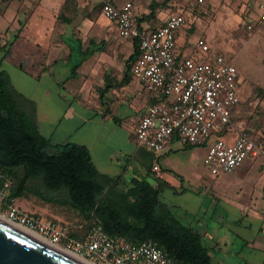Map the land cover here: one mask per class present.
Instances as JSON below:
<instances>
[{"label":"crops","instance_id":"0c3cea01","mask_svg":"<svg viewBox=\"0 0 264 264\" xmlns=\"http://www.w3.org/2000/svg\"><path fill=\"white\" fill-rule=\"evenodd\" d=\"M2 1L6 5L0 10V18H6V25L0 31V46L9 42L11 45L0 63V71L7 74L12 89L33 104V110L29 103H24L23 108L27 113L32 111L38 133L54 145L85 146L96 169L109 176L158 177L177 191L183 188L185 178L201 175L205 147H188L174 140L155 154L136 142L135 124L157 97L131 77L134 62L129 63V57L133 45H137L135 40L119 37L114 22L100 12L97 15L84 5L79 6L80 2L72 7L67 5L66 11L70 13L64 15L65 10L61 9L65 0H15V5L11 4L14 0ZM98 1L99 7L102 0ZM104 1L115 6L131 1L134 10L141 13L138 18H145L139 24L147 31L159 28L170 13L183 7L179 0L180 4L166 13L159 25H154L149 20L153 16L148 15V6L149 11L142 12L138 0ZM153 1L149 4H154L155 15L157 3ZM25 6L31 7V13L26 15L24 27L19 28L17 8ZM64 18H69V22ZM192 23L191 20L176 34L178 59L193 54L195 40L186 39ZM238 112L234 110L231 122L244 128L243 122L234 120ZM250 135L253 139L260 137ZM172 152L176 153L171 156ZM245 159L248 169L264 171V157ZM153 164H157V171L152 170ZM212 193L213 198H220ZM21 199L15 198L18 202ZM224 200L247 218L248 227L252 221H258L256 234L241 239L242 244L250 245L263 257L256 264H264V181L237 201L228 197Z\"/></svg>","mask_w":264,"mask_h":264},{"label":"built area","instance_id":"2783aa9c","mask_svg":"<svg viewBox=\"0 0 264 264\" xmlns=\"http://www.w3.org/2000/svg\"><path fill=\"white\" fill-rule=\"evenodd\" d=\"M202 3L203 0H181L182 9L170 13L154 31L140 27L136 10L128 1L115 6L102 0L99 11L114 22L119 37L136 41L140 55L132 64L131 77L157 97L135 124L137 144L155 154L174 140L188 147H205L202 163L211 174L218 175L230 173L247 157H264V136L253 139L243 127L231 122L242 98L238 70L230 61L211 53L200 39L193 42L191 56L176 57V34L191 22L186 9ZM257 7L256 22L262 27L264 1ZM252 27L247 26L249 30ZM152 170L157 171V164L152 165ZM13 180L0 169V208L7 207L9 217L26 229L40 232L53 243L62 241L67 251L93 264H188L167 256L153 241L131 242L110 236L96 222L76 238L72 234L81 224L26 214L14 204L15 198L7 202Z\"/></svg>","mask_w":264,"mask_h":264},{"label":"trees","instance_id":"16d2710c","mask_svg":"<svg viewBox=\"0 0 264 264\" xmlns=\"http://www.w3.org/2000/svg\"><path fill=\"white\" fill-rule=\"evenodd\" d=\"M61 10L66 9L68 3ZM153 16L154 4L148 5ZM145 18H138L141 22ZM69 22V18H64ZM11 42L0 46V63ZM129 63L140 55L133 45ZM89 54V53H88ZM81 60L74 65L72 73ZM24 103L33 104L9 84L0 71V169L14 180L6 201L30 195L66 207L78 220L72 235L76 238L94 222L108 235L131 242L153 241L167 256L188 264H213L211 254L201 242L202 233L182 221L160 200L166 181L153 177H124L99 172L90 159L89 150L79 144H52L38 133L33 113ZM250 135V133L248 132ZM251 136V135H250ZM61 193V194H60Z\"/></svg>","mask_w":264,"mask_h":264},{"label":"rangeland","instance_id":"374dc122","mask_svg":"<svg viewBox=\"0 0 264 264\" xmlns=\"http://www.w3.org/2000/svg\"><path fill=\"white\" fill-rule=\"evenodd\" d=\"M151 1L153 0H138L139 10L148 12L147 6ZM261 1L203 0L200 6L186 9L193 21L186 39L191 42L202 40L211 53L222 55L237 68L238 89L242 101L236 106L239 112L234 120L243 122L246 132L255 136H264V26L260 27L256 22L257 6ZM15 2L14 0L11 4L15 5ZM77 2H80L79 6L84 5L88 10L100 14L98 0H74V4L73 1H67L71 7L76 6ZM153 2L157 3V10L149 20L154 25H159L161 18L180 4L179 0ZM5 5L6 2L0 0V10ZM30 9L27 6L25 9L17 8V27H24L25 17L31 13ZM64 10L65 12L61 11L62 14L70 13ZM136 13L138 17L141 16L139 11ZM4 25L6 18H0V31ZM248 25L253 26L251 30L247 28ZM5 69L9 70V67L6 66ZM175 153L172 152L171 156ZM246 161L244 159L234 167L236 171L218 175L211 174L202 165L201 175L185 178L182 189L177 188L176 191L172 186H165L160 193V200L167 203L177 217L202 233L201 242L211 254L213 264H256L263 258L250 245L242 244L241 239L256 234L258 221H252L251 227H248L247 218L224 200L228 197L229 200L237 201L236 198L245 197L251 187L261 185L264 181V171L248 169ZM243 171L246 173L243 174ZM148 181L154 183L156 180L150 176ZM211 192L220 198H213ZM14 204L26 214H36L48 220H65L71 224L78 220L77 214L66 207L45 202L33 195L19 202L14 200ZM0 214L9 217V209L0 208ZM59 244L62 247V241L57 245Z\"/></svg>","mask_w":264,"mask_h":264},{"label":"water","instance_id":"95a60500","mask_svg":"<svg viewBox=\"0 0 264 264\" xmlns=\"http://www.w3.org/2000/svg\"><path fill=\"white\" fill-rule=\"evenodd\" d=\"M0 264H82L0 221Z\"/></svg>","mask_w":264,"mask_h":264},{"label":"bare ground","instance_id":"6f19581e","mask_svg":"<svg viewBox=\"0 0 264 264\" xmlns=\"http://www.w3.org/2000/svg\"><path fill=\"white\" fill-rule=\"evenodd\" d=\"M0 221L11 226V227H13V228H16V229L24 232L28 238H32V239L42 243L43 245L61 253V254L66 255V257H68L70 259L72 258V259H74V260H76L82 264H93L92 262L80 257L79 255L67 251L65 248L57 245V243H53V242L49 241L40 232L33 230V229H30V230L26 229V227H24V226L20 225L19 223L13 221L10 217H6V216L0 214Z\"/></svg>","mask_w":264,"mask_h":264}]
</instances>
